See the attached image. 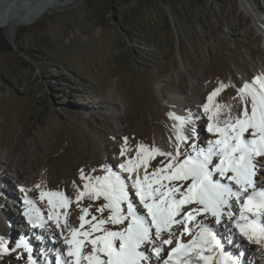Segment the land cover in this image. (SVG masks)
<instances>
[{
    "label": "rangeland",
    "instance_id": "obj_1",
    "mask_svg": "<svg viewBox=\"0 0 264 264\" xmlns=\"http://www.w3.org/2000/svg\"><path fill=\"white\" fill-rule=\"evenodd\" d=\"M258 74H264V0H76L15 31L0 27V159L9 150L20 153L21 164H34L30 180L0 168L2 213L33 237L25 198L45 215L40 190L64 191L79 226L74 183L83 189L81 169L91 176L105 175L106 164L119 171L127 158L119 154L124 137L133 149L128 156L139 143L169 149L170 109L159 83L164 98L197 113L221 82L229 87L215 101L227 104ZM110 93L122 100L115 101L118 110L110 108ZM207 123L200 120L201 144L214 138L203 130ZM103 202L85 197L79 203L93 204L90 212L99 216L95 206ZM44 234L47 245L58 246ZM15 243L10 237L9 246ZM21 255L27 253L5 254L0 264H25Z\"/></svg>",
    "mask_w": 264,
    "mask_h": 264
},
{
    "label": "snow or ice",
    "instance_id": "obj_2",
    "mask_svg": "<svg viewBox=\"0 0 264 264\" xmlns=\"http://www.w3.org/2000/svg\"><path fill=\"white\" fill-rule=\"evenodd\" d=\"M227 87L221 82L214 88L197 113L169 114L174 123L168 150L139 143L135 156H128L133 149L124 137L119 154L127 158L119 171L106 164L105 175L91 176L81 169L83 189L74 183L78 227L69 222L72 199L63 191L40 190L46 216L26 197L27 223L40 230L34 236L40 256L48 254L49 230L60 245L52 264H243L245 253L227 250L220 227L229 233L228 244L239 238L238 248L264 249V74L236 88L235 104L215 101ZM204 117L203 130L214 138L201 144L198 122ZM157 157L164 159L152 165ZM85 197L103 198L95 206L99 216L90 212L93 204L80 205ZM19 249L27 256L17 259L40 264L30 240L12 248L0 237V258Z\"/></svg>",
    "mask_w": 264,
    "mask_h": 264
},
{
    "label": "bare ground",
    "instance_id": "obj_3",
    "mask_svg": "<svg viewBox=\"0 0 264 264\" xmlns=\"http://www.w3.org/2000/svg\"><path fill=\"white\" fill-rule=\"evenodd\" d=\"M9 1L10 0H0V21L3 19L4 5H6V3ZM74 1H76V0H30V2H27L25 5L22 6V8H26L28 6L27 9H25V10L24 9H18L17 11L13 12L12 16L9 18V20H7V22H5L3 24V26L8 28V29H11L12 31H15L20 25L31 24V23L35 22L36 20H38L44 14L50 12L52 9H56L58 7L60 8L61 6L71 4ZM0 27H2V26H0ZM160 88H161V83H159V85L157 86L158 95L160 96L161 101L164 104H166L168 106V108L170 109L169 114L170 113H176L177 115H180V116H184V115L188 114V111H186V110H189V107L184 102H182L179 99H176L173 96L171 98H164L162 93H161ZM193 95L196 97L199 96L197 91H194V89H193ZM108 99H109L108 101L110 104V108H113L114 110H118V108H117L118 104H116L117 102H115V101L121 102L122 101L121 98H118L113 93H110L108 95ZM227 104H235V102L230 101ZM121 118H122L121 112L117 111V113L115 114L116 122L120 124ZM170 121H171V127H172L174 121L172 119H170ZM198 124L200 125V121L198 122ZM3 156L4 157L0 159V168L10 167V171L13 172L14 176L18 179L19 178H26L28 180L31 179L32 174H33L32 170L34 168V164L32 162L30 163L28 161V163L26 162L25 165L21 164L20 153L17 154L16 156L15 155L11 156V152L9 150H7ZM7 161H9V163ZM261 171H264V169H262ZM3 180L4 179H2V177L0 176V192H1V187L3 184ZM6 191L8 192L9 196L13 195L11 189L7 188ZM54 191H58V190H54ZM0 204H1V201H0ZM47 210H48V205H47ZM68 211L70 212V207H69ZM46 215H47V213H45V216ZM8 216H9L8 218H6L4 216V214L1 211V205H0V237H2L4 239L5 243L7 245H9L8 243H9L10 237H11V240L14 238L16 243H17V241L21 242V240H24V241L30 240L31 243H34V248L36 249V252L34 255L39 257L40 264H45V260H47L48 264H51L53 261L51 259L52 258L51 253H49V251H48L47 256H40V247L41 246L39 243H37L36 239H34L32 241L34 236L33 237L32 236L27 237V235L22 234L24 232L20 233L19 229H14V227L18 223L16 220L17 218L15 219L12 214L11 215L8 214ZM68 219H69L70 223H72L74 226H77L72 221L73 218L71 215H70V217H68ZM74 221H76V220H74ZM53 228H54V226H53ZM12 230H15L16 234ZM217 231L219 233V237L225 243L226 248L230 249L229 251L236 253L238 251L243 250L242 252L245 253V255L241 258L243 261V264H250V263L251 264H264V249H261L258 245L248 246L247 244H245L242 248H238L237 245L240 243L239 238H236L232 244H228L227 243V240H228V233L227 232L228 231L226 230V228L220 227L217 229ZM35 232H36V234H38L40 232V230L37 229V230H35ZM47 232H49V234L52 236L51 230H49ZM55 234H56V236L60 235V233L58 231H56ZM44 235H45V237L49 238L48 235H46V234H44ZM237 241H238V243H237ZM47 242H48V239H47ZM16 243L14 244V246H16ZM49 244H50V241H49ZM58 246H60V245H58ZM45 247H47V249L49 250V245H47V243H46Z\"/></svg>",
    "mask_w": 264,
    "mask_h": 264
},
{
    "label": "water",
    "instance_id": "obj_4",
    "mask_svg": "<svg viewBox=\"0 0 264 264\" xmlns=\"http://www.w3.org/2000/svg\"><path fill=\"white\" fill-rule=\"evenodd\" d=\"M27 2H30V0H10L7 2L6 5H4V14L3 19L0 21V26H3V24L9 20L13 12L17 11L18 9H27L28 6L26 8H22V6Z\"/></svg>",
    "mask_w": 264,
    "mask_h": 264
}]
</instances>
